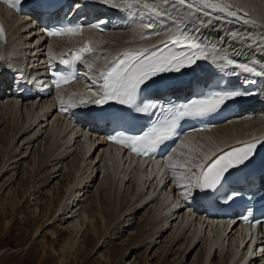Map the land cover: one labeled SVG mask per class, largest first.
Here are the masks:
<instances>
[{
	"label": "bare ground",
	"instance_id": "6f19581e",
	"mask_svg": "<svg viewBox=\"0 0 264 264\" xmlns=\"http://www.w3.org/2000/svg\"><path fill=\"white\" fill-rule=\"evenodd\" d=\"M86 1L105 6L107 13L122 9L115 6V0ZM231 1L246 8L255 23L249 26H222L217 23L208 26L198 22L193 24L191 21H184L181 16L175 14V10L159 3L158 0H141L139 11L135 7L130 10L124 8L121 28L95 34L99 56L104 57L127 45L156 37L165 39L166 36L186 30L189 34L198 36L207 46L209 53L207 59H202V65L196 74L221 67L222 61L213 60V55L247 63L264 73V0ZM165 12L171 15H163ZM1 13L5 15L11 32L14 34L18 31L12 35L11 40L0 44V129L3 125L2 134L0 133V193L3 191L0 194V214L5 216L11 211L7 223L14 219L16 208L23 200L34 192L40 194L41 187L49 185L59 177V172L68 169L62 174L66 177L60 181L62 186L58 189L52 187L47 191L46 197L49 200L40 205L43 211L37 216L40 222L36 224L32 237L33 240L49 225L60 223L59 230L46 229L47 232L40 241L43 252H47L51 247V252L63 254L59 264L64 263L66 251H75L79 233L90 241L88 254L93 251L100 252L99 249L107 244L108 239H114L125 227L131 226L124 217L132 218L143 208H147L146 215L144 213L141 217L143 221L136 227L137 233L130 240L128 250L123 249L126 252L122 253L121 260L127 256L129 250L134 248L133 252H136L139 248L146 247L142 264H149L148 250L160 245L153 255L157 256L156 264L164 263L170 254L174 256L170 264H184L186 255L201 244L202 255L199 264H213L214 258L218 264H264V226L260 230V237L253 243L244 236L243 231L234 226L230 227L224 222H207L200 214L192 212L193 208L183 199L181 189L172 181V172L165 162L159 164L158 169L144 164L121 150L106 146L101 135L93 132L89 135L86 126H79L78 122L69 120V113L73 112L74 118H77V109L81 110L87 104H80L79 100L90 98L91 81L72 83L56 90L48 98H29L19 102L13 99L11 85L3 87L10 77H15L11 69H21L20 72L26 75L32 72L42 73L44 63L50 61L49 54H55V44L61 39H49L43 45H36L37 35L27 16H20L16 20L7 10L2 9ZM149 24L151 28L145 27ZM152 32H158L160 35H146ZM142 35L145 36L143 40L140 38ZM93 71L94 68L85 74L92 77ZM239 71L241 74L258 78L264 98V74L253 75L241 69ZM61 98L66 102L64 105L60 104ZM70 98H75L77 108H70ZM263 133L264 112L254 117L245 113L211 129L185 137L186 143L203 145L206 151L216 146L226 148ZM35 141L38 142L37 147ZM26 158L29 161L25 160ZM19 164L23 165L21 178L27 177V181L25 187H21V195H15L19 176L16 178L15 170ZM60 164H65L66 167H61ZM99 173L103 176L96 185ZM58 185L57 183L56 186ZM17 188L19 190L20 185ZM8 189L14 190V193L12 197L9 195V198H6ZM53 196L57 201L55 209L50 203ZM121 197L125 203L118 210ZM39 201L43 202L44 198ZM37 212L36 210L34 214ZM169 230L168 236L163 241L159 240L163 233ZM67 233L69 235L66 239L61 240L60 250H56L54 241L60 234ZM129 235L134 234L131 232ZM30 241L15 252H24L30 246ZM176 246L178 248L175 250ZM110 257L107 252L101 254L98 264H114Z\"/></svg>",
	"mask_w": 264,
	"mask_h": 264
},
{
	"label": "snow or ice",
	"instance_id": "6c2138e0",
	"mask_svg": "<svg viewBox=\"0 0 264 264\" xmlns=\"http://www.w3.org/2000/svg\"><path fill=\"white\" fill-rule=\"evenodd\" d=\"M0 2L13 8L21 4V0H0ZM158 2L169 6L175 10L177 16L193 24L198 22L200 25L212 26L220 22L223 26L242 22L245 26H249L255 23L251 21L247 13L225 3L224 0H158ZM140 3L141 0H115V6L129 10L135 7L137 11L141 10ZM162 14L171 15L167 12ZM104 23L106 21L103 20L90 25L65 22L46 27L44 31L49 37L74 38L82 36L85 27L102 31ZM145 27L152 26L149 24ZM146 35H160V33L152 32ZM140 38L143 40L145 36L142 35ZM3 39L4 32L0 26V40ZM206 49L207 46L198 36L184 30L177 32L174 38L170 37L161 41L159 47L118 53L108 62V66L100 69L96 74L98 86L95 90H90V98L79 100L80 104L92 103L98 106L115 103L122 106L121 111L131 109L137 114L148 116L150 126L138 132L119 126L118 120V127L107 136L110 142L122 146L137 157H151L161 146L175 137L179 142L169 150L170 154H166L165 163L172 172V181L181 189V195L186 201L198 192L218 190L226 182V174L250 161L257 147V141L253 140L240 146L227 147V150L223 146H216L205 151L203 145L186 143L187 138L183 137L179 131L183 121L216 113L227 102L250 93L237 89L216 88L189 100L177 102L163 100L149 91V84L156 77L164 73L181 72L185 68L196 65L200 59H207L209 53ZM95 51L90 41L85 42L82 46L63 53L59 64L71 68L83 65L91 70L95 67L94 62L97 59ZM49 59H55V57L49 54ZM212 59L235 66L245 73L264 74L257 71L254 66L239 63L226 56L213 55ZM11 70L17 80L24 79L23 72ZM49 74L52 78L51 83L56 88H59L61 83H69L76 79L73 72H63L51 66ZM65 103L61 98L60 104ZM68 103L70 107L77 106L75 98H70ZM238 195L239 193L235 191L226 192L223 203L234 202ZM242 220L248 221L249 217L242 216ZM257 223L261 221H255L254 226Z\"/></svg>",
	"mask_w": 264,
	"mask_h": 264
},
{
	"label": "rangeland",
	"instance_id": "374dc122",
	"mask_svg": "<svg viewBox=\"0 0 264 264\" xmlns=\"http://www.w3.org/2000/svg\"><path fill=\"white\" fill-rule=\"evenodd\" d=\"M1 129L3 130V125L1 126ZM1 129H0V133L2 131ZM4 129H5V125H4ZM88 132H89V135H90V133H92L91 131H88ZM91 137L92 136H90V138ZM43 138H41V139H43ZM0 141H2L1 137H0ZM36 141H38V140H36ZM36 141H35V144L37 147L38 142H36ZM92 157H93V155H92ZM25 160H28V158H26ZM60 166L66 167L65 164H60ZM67 170L68 169H66L65 172H67ZM22 171H23V165L19 164L15 170V172L17 173L16 178L19 175L18 180H17V185H16L17 190H16L15 195H17V194L21 195V193H22L21 187L22 186L25 187V185H26L27 177L21 178ZM65 172H63V170H62L61 172H59L57 174L59 177L55 178L49 185H45L44 187H41L40 188V194L39 193L34 194L35 192L34 193L32 192L33 194H30L26 200H23V202L17 206V208H16L17 211L14 213V216L12 215L14 217V219L11 220L10 222L7 223V221L10 220L9 217L11 216L10 210L8 212V215L6 214L5 216H3L0 214V254H1L0 255V264H59V261H60L59 259L63 256V254L61 252H56V253L51 252L50 251L51 247L47 252H43V247H42L40 241L45 236V233L47 231L52 230V229L53 230H56V229L59 230L60 229V223L56 222L53 225H49L48 227H46L43 230V232H40L41 236H39V234H40L39 233L38 236L33 240H32V237H33V232L35 230L36 224L38 222H40L39 217H37L41 211V208H42V206H40V205L41 204L43 205V203H45L49 200V198L46 197L47 191L52 187L53 188L57 187V189H58V188H60V186H62V185H60V181L62 179H66V177H63V175H62ZM77 175L79 176L80 173H78ZM102 176L103 175H101V173L98 174V180L96 181V185L99 184V182L102 179ZM69 178L70 177H68V179ZM57 183L59 184L58 186H56ZM18 185H20V188H19L20 192H18L19 191L17 188ZM39 185L40 184H38V186ZM10 189H8V194H6V198H9L8 197L9 195H11L10 197L13 196L14 190H10ZM61 191H62V189H61ZM61 191L58 190V192H61ZM41 198L42 199L44 198L43 202L39 201ZM119 200H120L119 204L120 203L121 204L118 205V207H117L118 210L120 209V207L122 208L123 204L125 203L124 198L121 197ZM122 200H123V202H122ZM50 203L53 204L52 207H53V209H55V206L57 205L56 204L57 201L55 200L54 196L52 197V200L50 201ZM1 204H2V199H0V207L2 206ZM104 206H105V204H104ZM36 210L38 212L36 214H34ZM139 211L132 218L131 217H128V218L124 217L125 221L128 222V224L131 226L125 227L123 229L122 233L117 234L116 235L117 237H115L114 239H112V240L108 239L109 241H107V244L104 247H101L99 249V250H101L100 252L95 253L93 251V252H91L92 254L91 253L88 254L89 248H91V246L89 244L90 241L87 239V237L84 238L83 235L81 233H79L76 237V240L78 239L77 240L78 242H77V245L75 246V249H74L75 251H66V253L64 255V259H63L64 260L63 264H98V262L101 261V260H99V257L101 256V254L106 253V252L109 253V256H111L110 258L112 259V261H114V264H142L143 263V254L146 250V247H141L138 250H136V252H133L134 248L129 250L127 256H125V258L123 260H121L122 253L126 252L128 250L130 240L132 239V237L135 236V233H137L136 227H138V225H140V223L143 221L142 220L143 218H141V217H143L144 213L147 211V208H145V209L143 208ZM145 215H146V213H145ZM128 224H124V226H127ZM46 229H47V231H46ZM131 232L134 234L133 236L129 235ZM169 233H170V230L167 231L166 233H163V237H161V239H159V240L163 241L164 238L166 236H168ZM68 235L69 234L67 233L66 235L60 234L58 236L57 240H55L53 243V246L56 250H60L61 240L64 241ZM29 241L31 243H30V246L28 247V249L26 248L24 252L23 251L15 252L19 248L25 246V244ZM158 243H159V241H158ZM159 246L160 245H155L151 249L148 250L147 256H148V258H150L149 264H156V261H157L156 257L157 256H153V255H154V252L156 250H158ZM163 246H164V244H163ZM80 247H82V248H80ZM79 248L82 251L79 250ZM124 248L126 249V251L125 250L123 251ZM177 248L178 247L176 246L175 250ZM199 251L201 254L199 253ZM201 255H202V251H201V244H200L199 246H195L191 250V253L186 255L184 264H199ZM173 259H174V256L170 254L169 256H167L165 262L162 264H170L173 261ZM118 261H121V263ZM166 261H168V262H166ZM213 264H218L216 258H214Z\"/></svg>",
	"mask_w": 264,
	"mask_h": 264
}]
</instances>
